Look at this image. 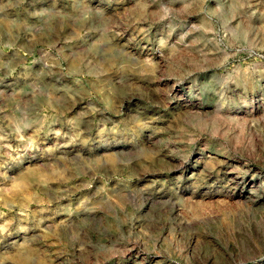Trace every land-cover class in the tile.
Returning <instances> with one entry per match:
<instances>
[{"label": "rangeland", "instance_id": "obj_1", "mask_svg": "<svg viewBox=\"0 0 264 264\" xmlns=\"http://www.w3.org/2000/svg\"><path fill=\"white\" fill-rule=\"evenodd\" d=\"M0 264H264V0H0Z\"/></svg>", "mask_w": 264, "mask_h": 264}]
</instances>
